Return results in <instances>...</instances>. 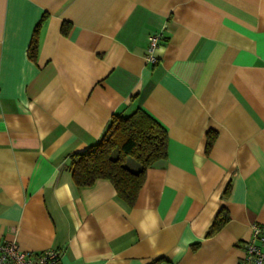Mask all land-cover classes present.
I'll return each mask as SVG.
<instances>
[{
    "label": "crops",
    "instance_id": "1",
    "mask_svg": "<svg viewBox=\"0 0 264 264\" xmlns=\"http://www.w3.org/2000/svg\"><path fill=\"white\" fill-rule=\"evenodd\" d=\"M136 108L168 153L135 203L105 179L76 186L73 155ZM252 223L264 226V0H0V240L58 249L60 264H238Z\"/></svg>",
    "mask_w": 264,
    "mask_h": 264
},
{
    "label": "trees",
    "instance_id": "2",
    "mask_svg": "<svg viewBox=\"0 0 264 264\" xmlns=\"http://www.w3.org/2000/svg\"><path fill=\"white\" fill-rule=\"evenodd\" d=\"M47 19L44 13L34 26L27 56L31 61L37 58L40 31ZM63 34L68 32V24L62 26ZM215 137L209 132L206 149L209 150ZM168 153V135L153 117L141 108L128 115L114 114L102 137L84 152L74 154L71 163L73 182L78 187L90 186L99 179L112 183L116 194L125 204L132 206L138 196L149 167L164 161ZM128 161L138 165L131 169ZM229 191L227 188L226 193ZM228 215L219 211L209 234L221 229Z\"/></svg>",
    "mask_w": 264,
    "mask_h": 264
},
{
    "label": "built area",
    "instance_id": "3",
    "mask_svg": "<svg viewBox=\"0 0 264 264\" xmlns=\"http://www.w3.org/2000/svg\"><path fill=\"white\" fill-rule=\"evenodd\" d=\"M162 37V30L147 37L145 59L148 63H157L155 50ZM60 257L61 252L55 248L28 252L21 250L16 241L0 240V264H60ZM238 264H264V226L261 224H251V236L244 240V254Z\"/></svg>",
    "mask_w": 264,
    "mask_h": 264
},
{
    "label": "rangeland",
    "instance_id": "4",
    "mask_svg": "<svg viewBox=\"0 0 264 264\" xmlns=\"http://www.w3.org/2000/svg\"><path fill=\"white\" fill-rule=\"evenodd\" d=\"M128 165L130 166L131 169H137L138 168V165L133 161H128Z\"/></svg>",
    "mask_w": 264,
    "mask_h": 264
}]
</instances>
